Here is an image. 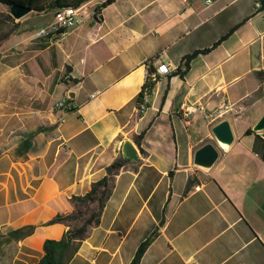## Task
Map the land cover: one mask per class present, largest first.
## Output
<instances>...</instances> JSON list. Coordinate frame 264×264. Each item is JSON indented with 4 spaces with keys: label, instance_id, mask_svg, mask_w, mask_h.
<instances>
[{
    "label": "crops",
    "instance_id": "0c3cea01",
    "mask_svg": "<svg viewBox=\"0 0 264 264\" xmlns=\"http://www.w3.org/2000/svg\"><path fill=\"white\" fill-rule=\"evenodd\" d=\"M27 15L12 53L23 60L7 70L17 95L0 100L17 106L0 113V235L34 230L9 244L7 264L36 263L46 239L62 238L67 224L51 220L73 211L71 197L107 174L125 140L138 159L125 158L98 224L68 264H129L154 230L139 264H264V140L252 131L264 114V0H114L99 21L55 40L35 37L42 15ZM206 49L177 73L187 55ZM160 63L171 72L137 113L147 68ZM64 73L73 87L62 86ZM69 90L72 108L59 121L54 105ZM223 103L234 110L205 116ZM189 105L201 110L183 117ZM222 118L234 141L202 170L194 152L215 142L210 128Z\"/></svg>",
    "mask_w": 264,
    "mask_h": 264
},
{
    "label": "trees",
    "instance_id": "16d2710c",
    "mask_svg": "<svg viewBox=\"0 0 264 264\" xmlns=\"http://www.w3.org/2000/svg\"><path fill=\"white\" fill-rule=\"evenodd\" d=\"M87 0H0V5L9 7L12 4L20 3L30 8V13L33 16L46 14L48 12L55 13L69 6H79ZM114 0H105L98 10H102ZM19 22L15 21L10 15L0 12V46L13 34L18 31ZM50 37V36H47ZM206 50H197L190 55H187L183 64L177 68V73L182 76L189 68V63L197 54L206 52ZM149 72L154 71V67L149 66ZM156 81H148L143 86L148 87L149 93ZM141 92L138 101L141 99ZM72 100H69L71 102ZM248 129L246 133H250ZM126 159L119 157L107 167V174L100 180L92 183L90 190L82 196H72L71 202L74 209L69 214H58L51 222H64L68 229L64 232L59 240L46 239L43 242V255L40 260L33 264H68L72 256L79 248V244L89 232V229L97 225L102 212V209L109 197L114 176L118 173ZM190 183V182H189ZM188 191V185L185 188V193ZM34 230V226H24L16 230L8 232L5 236L0 235V262L2 261L3 250L2 246L9 245L12 241H17L28 235ZM157 235V230H154L145 240H143L129 264H139L143 252Z\"/></svg>",
    "mask_w": 264,
    "mask_h": 264
},
{
    "label": "built area",
    "instance_id": "2783aa9c",
    "mask_svg": "<svg viewBox=\"0 0 264 264\" xmlns=\"http://www.w3.org/2000/svg\"><path fill=\"white\" fill-rule=\"evenodd\" d=\"M213 0H205L206 4H211ZM261 2L255 3V8L261 7ZM98 7V6H97ZM97 7L89 9L86 7L85 4H81L79 6H69V11H62V9L58 10L53 20L44 28L35 31V37H44V36H52L58 35L63 36L65 31L68 28H71L75 25L81 24L87 20L92 21H99L101 19V10H98ZM149 67L147 68V76L146 82L148 81H156L159 76L166 75L171 72V68L168 64L160 63L158 64L153 72L148 71ZM70 77L67 73H64L62 76L63 82H68ZM142 90H147V99H140L137 104V113H142L145 108L147 107V100L149 96V89L146 86H143ZM54 108L58 111H61V116L59 117V121H63V114L72 108V104L69 102L67 97H63L58 100ZM197 110H201L200 106L196 105H189V106H182L181 114L183 117H188L190 114L196 112ZM232 111L234 110V105L223 103L221 104L220 109L217 111L216 114H207L205 116L207 118H211L212 116H219L220 113L225 111Z\"/></svg>",
    "mask_w": 264,
    "mask_h": 264
},
{
    "label": "water",
    "instance_id": "95a60500",
    "mask_svg": "<svg viewBox=\"0 0 264 264\" xmlns=\"http://www.w3.org/2000/svg\"><path fill=\"white\" fill-rule=\"evenodd\" d=\"M9 15L14 20H19L30 13V8L20 3L12 4L8 7ZM59 36H55L53 40ZM67 70H72L71 66H67ZM67 98L73 100L75 92L69 90ZM252 131L256 132L264 140V114L252 126ZM210 132L215 139V142L207 141L198 147L193 156V164L202 169L209 170L219 157V148L227 149L234 141V133L231 122L227 118H222L211 125ZM121 155L123 158L137 160L136 150L132 143L125 140L121 145Z\"/></svg>",
    "mask_w": 264,
    "mask_h": 264
},
{
    "label": "rangeland",
    "instance_id": "374dc122",
    "mask_svg": "<svg viewBox=\"0 0 264 264\" xmlns=\"http://www.w3.org/2000/svg\"><path fill=\"white\" fill-rule=\"evenodd\" d=\"M89 0H87L85 3H87ZM99 1V0H98ZM0 12L6 13L9 15L8 12V8L5 6L0 5ZM44 14H42V17L39 19V22L37 24H33V29L35 30H39L42 29L44 27H46L50 22L52 16L50 14V12L46 13L45 16H43ZM29 18H33V14L29 13L27 15ZM36 21V18L32 19ZM31 20V21H32ZM16 21V20H15ZM49 22V23H48ZM33 31V30H32ZM34 32V31H33ZM17 33V32H16ZM15 33V34H16ZM15 34L11 35L9 37V39H11L10 43H8V45H4V43L0 46V100L3 98H15L16 97V85H15V80H14V74H8L7 70H8V66H14L16 62H20L23 60V56H21L22 54L19 53V55L16 54H12L13 52H15ZM61 38L63 36H60ZM43 38H48L47 36H44ZM8 39V40H9ZM29 49H31V47H29ZM29 49H25L29 50ZM51 52L53 51L54 53H56V51H58V49H51ZM27 54H24V56L26 57ZM16 56H18V58H16ZM24 57V58H25ZM70 63H67V65H69ZM70 75H75V72L70 73ZM7 76L8 79H10L9 76L12 77L11 81L12 83L9 84L7 83ZM63 87H73V82H64V84H62ZM17 106L15 105H8V104H1L0 102V113H12L15 111V108ZM2 250H3V256H2V261L0 262V264H7L8 262V258L10 256V253L12 252V247L11 245H3L2 246Z\"/></svg>",
    "mask_w": 264,
    "mask_h": 264
},
{
    "label": "bare ground",
    "instance_id": "6f19581e",
    "mask_svg": "<svg viewBox=\"0 0 264 264\" xmlns=\"http://www.w3.org/2000/svg\"><path fill=\"white\" fill-rule=\"evenodd\" d=\"M62 11H69V7L63 8ZM141 95V99H147V90H142Z\"/></svg>",
    "mask_w": 264,
    "mask_h": 264
}]
</instances>
